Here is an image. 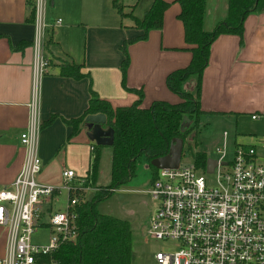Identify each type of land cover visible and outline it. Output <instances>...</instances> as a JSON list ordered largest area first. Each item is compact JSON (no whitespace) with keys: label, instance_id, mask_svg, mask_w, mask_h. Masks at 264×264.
<instances>
[{"label":"crops","instance_id":"0c3cea01","mask_svg":"<svg viewBox=\"0 0 264 264\" xmlns=\"http://www.w3.org/2000/svg\"><path fill=\"white\" fill-rule=\"evenodd\" d=\"M151 1L126 0V6L132 15L141 17ZM166 1L160 28L149 29L144 39L126 44L128 63L123 86L119 45L142 30L132 26L130 17L120 18L110 0L113 15L103 27L85 39H68L60 33L72 27L80 28L83 23L80 0H46L45 7H51L60 17V23L48 27L45 33L44 54L51 62L37 86L41 124L55 115L39 131L41 181L57 184L63 167L73 169L78 175L85 174L89 167L91 140L86 136L85 126H79L68 137L71 127L63 120L80 115L87 105L89 89L112 107L131 104L138 97L137 90L141 92L140 105L144 107L153 100L170 103L180 100L165 85V75L184 66L190 52L185 48L182 24L177 18L179 4L175 0ZM225 8L226 0H206L202 27L211 30L223 19ZM25 14V0H0V188L8 186L17 174L24 154L18 136L26 125L27 104L31 99L33 37V23L24 20ZM21 41L28 43L17 48ZM62 62L81 63L80 70L86 76L74 79L60 75L58 65ZM184 87L194 91V79L185 82ZM199 106L204 115L215 118L234 134L243 117L249 118L250 112L264 106V10L244 16L240 40L235 34H219L211 42L208 61L200 75ZM253 120H258V128L254 125V130L263 137L253 144L260 152L264 117ZM234 134L232 144H248L237 141ZM4 243L5 229L0 226V256Z\"/></svg>","mask_w":264,"mask_h":264},{"label":"built area","instance_id":"2783aa9c","mask_svg":"<svg viewBox=\"0 0 264 264\" xmlns=\"http://www.w3.org/2000/svg\"><path fill=\"white\" fill-rule=\"evenodd\" d=\"M45 5L46 0H33L32 92L27 122L18 136L23 160L9 185L0 188V226L5 229L0 264H36L39 255L73 241L74 206L92 189L86 184L87 171L78 175L67 167L60 170L57 184L39 179L37 86L48 69L45 33L60 23L58 18L46 24ZM256 117H264V106L249 113L250 119ZM222 136L211 172L197 167L193 159L156 169L147 190L156 201L148 233L175 248L155 251L154 264H264V141L260 152L253 144L234 143L224 158L225 131ZM62 195L63 204L55 206ZM43 227L48 230L47 242H33L32 235Z\"/></svg>","mask_w":264,"mask_h":264},{"label":"trees","instance_id":"16d2710c","mask_svg":"<svg viewBox=\"0 0 264 264\" xmlns=\"http://www.w3.org/2000/svg\"><path fill=\"white\" fill-rule=\"evenodd\" d=\"M179 4L177 18L182 24L185 48L190 52L189 61L165 75V85L176 93L180 100L170 103L165 100H153L148 106H141V92L129 105L112 107L108 101L99 98L90 90L87 105L80 115L63 119L71 127L68 137L74 135L79 126L84 125L88 114L103 113L104 127L112 129L110 149L109 181L107 185H97L98 165L103 145L91 141V160L87 171L86 184L93 188L92 194L80 199L74 206L77 236L73 241L60 243L48 254L39 255L36 264H130V228L125 219L96 211V203L107 197L115 188L126 183L134 174L136 161L144 156L147 162L167 152L173 137L185 139L188 132L196 128L199 116L204 113L199 106V81L203 68L208 61L211 42L219 34H235L241 39L242 20L249 12L264 10V0H226L225 14L211 30L202 27L206 0H175ZM168 5L166 0H152L141 17L131 12L125 13L117 0H111V6L120 18L130 17L132 26L142 32L119 45L122 52L120 61L121 84L124 86L125 69L128 63L126 44L144 39L149 29H158L162 22V12ZM24 20L33 22V0H25ZM21 41L17 48L27 44ZM81 63L62 62L58 73L78 79L86 76L80 70ZM194 79V91L185 89L184 83ZM130 89V88H128ZM54 114L42 121L41 126L49 124ZM184 116L192 120L191 126L181 129ZM206 154L194 151L192 159L202 170L205 168ZM153 170L152 179L156 168ZM151 179V180H152Z\"/></svg>","mask_w":264,"mask_h":264},{"label":"rangeland","instance_id":"374dc122","mask_svg":"<svg viewBox=\"0 0 264 264\" xmlns=\"http://www.w3.org/2000/svg\"><path fill=\"white\" fill-rule=\"evenodd\" d=\"M117 3L121 5L123 12H131L126 6V0H117ZM44 10L46 24L50 25L51 20L60 19L51 10V7L46 6ZM113 11L110 0H80V20L83 23L80 28H69L67 32H61L60 35L66 36L68 39H75L76 37L85 39L86 35H92L98 27H103L107 23L108 17L113 15ZM82 46L83 44L80 43V50ZM50 62L47 57L48 67ZM191 124L192 120L184 116L180 127L185 129ZM254 125H257L258 128V120L243 117L240 125L235 127L237 133L234 134L227 126L215 121V118H210L204 114L200 115L196 128L188 132L183 141L180 162L191 161L194 151H203L207 157L216 158L218 156L216 148L222 145L223 130L226 132L223 157L227 158L230 153L233 134L237 141L248 144H255L263 138L258 131L254 130ZM109 165L110 149L108 146H103L99 158L97 185L108 184ZM152 175V168L148 165L146 158L141 156L135 163L134 174L130 180L115 188L107 197L99 200L95 205L96 211L125 219L128 222L131 248L130 264H154L153 253L155 251H170L175 248L172 242L157 240L148 233V219L156 206L155 199L147 193ZM204 176L208 181L212 179V175ZM92 191L93 188L87 190L86 196L89 197ZM64 199L65 196L62 195L56 201L55 206L63 204ZM47 233L46 228L39 229L32 235L33 242L46 243Z\"/></svg>","mask_w":264,"mask_h":264},{"label":"water","instance_id":"95a60500","mask_svg":"<svg viewBox=\"0 0 264 264\" xmlns=\"http://www.w3.org/2000/svg\"><path fill=\"white\" fill-rule=\"evenodd\" d=\"M105 116L103 113L88 114L84 117V126L86 128V136L96 144L108 146L112 143V129L104 127ZM183 139L180 137H173L168 145L167 152L161 156L151 158L148 163L154 168H175L177 167L181 152ZM216 160L207 157L205 161V171L211 172L215 166Z\"/></svg>","mask_w":264,"mask_h":264}]
</instances>
